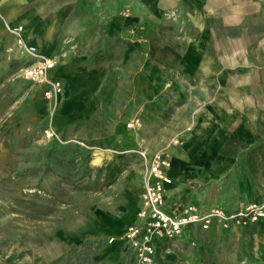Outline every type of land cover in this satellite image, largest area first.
Segmentation results:
<instances>
[{
  "label": "crops",
  "instance_id": "obj_1",
  "mask_svg": "<svg viewBox=\"0 0 264 264\" xmlns=\"http://www.w3.org/2000/svg\"><path fill=\"white\" fill-rule=\"evenodd\" d=\"M244 23H264V0H0V87L46 102L41 87L18 76L30 57L8 26L21 25L26 41L57 61L52 74L64 87L57 119L97 120L95 106L117 104L123 122L142 106L150 134L113 133L125 147L170 153L167 211L187 204L232 211L264 196V34L219 31ZM125 89L129 95H119ZM142 188L129 190L130 222ZM233 226L264 236V218ZM124 227L112 231L120 236ZM180 236L157 242L156 264H177L169 248ZM120 242L109 246L118 262L129 247Z\"/></svg>",
  "mask_w": 264,
  "mask_h": 264
},
{
  "label": "rangeland",
  "instance_id": "obj_2",
  "mask_svg": "<svg viewBox=\"0 0 264 264\" xmlns=\"http://www.w3.org/2000/svg\"><path fill=\"white\" fill-rule=\"evenodd\" d=\"M219 28L264 34V23ZM33 97L8 83L0 87V264H134L130 246L119 262L109 246L122 244L112 227L133 220L128 193L143 183L145 165L133 150L150 147H125L113 129L148 135L150 119L144 121L140 106L119 122L117 104L95 106L97 120L57 119L51 103ZM134 118L139 123L128 127ZM233 223L180 236L169 248L176 263L264 264V236L237 231Z\"/></svg>",
  "mask_w": 264,
  "mask_h": 264
},
{
  "label": "built area",
  "instance_id": "obj_3",
  "mask_svg": "<svg viewBox=\"0 0 264 264\" xmlns=\"http://www.w3.org/2000/svg\"><path fill=\"white\" fill-rule=\"evenodd\" d=\"M8 29L16 35L19 49L30 57V61L20 69L21 76L41 87L43 98L52 103L54 110L64 93L62 81L52 74L56 59L45 54L37 45L27 42L23 36V26H8ZM137 123L139 119L134 118L128 127H134ZM173 143L179 144L180 141L174 139ZM133 151L138 153L145 165L141 205L136 219L124 227L119 239L134 250V264H156L157 242L178 238L188 225L198 224L208 228L214 219L247 225L264 218V196L232 211L222 207L201 211L196 205L187 204L180 213H169L166 209V192L172 182L168 174L172 167L170 153L163 149L152 152L148 147Z\"/></svg>",
  "mask_w": 264,
  "mask_h": 264
}]
</instances>
